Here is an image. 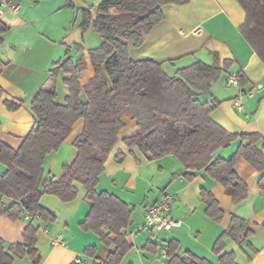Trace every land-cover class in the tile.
<instances>
[{
  "label": "crops",
  "instance_id": "crops-1",
  "mask_svg": "<svg viewBox=\"0 0 264 264\" xmlns=\"http://www.w3.org/2000/svg\"><path fill=\"white\" fill-rule=\"evenodd\" d=\"M100 1L0 0V19L9 27L0 42V142L12 149L20 146L34 124L29 110L31 99L44 85H53L55 103H65L68 88L64 79L68 74L59 69L52 77L51 70L56 62L66 56L74 61L82 56L86 68L81 84L94 75L88 50L97 47L101 38L91 28L82 32L79 22L81 11L93 8ZM10 5H19V8L12 11ZM162 11L164 18L147 32L139 45L128 43L130 58L163 63V68L171 75L177 68L198 60L212 62L213 53L220 60H230L229 71L213 81L210 93L200 95V99L218 101L210 117L229 132L261 134L257 146L264 156V64L238 30L245 16L241 6L236 0H189L184 4H166ZM239 70L246 84H229V77ZM240 93L244 97L241 109L237 110L233 101ZM4 100L21 104L10 110ZM124 121L96 185L97 191L114 194L131 209L126 229L131 249L120 264H166L165 247L169 239L178 241L176 253L180 256L191 253L213 264H264V190L258 187V172L243 158L236 160L234 170L247 184L248 195L243 201L233 203L224 188L204 170L186 179L182 163L171 154L153 159L137 147H126L122 139L133 135L136 125L132 119ZM82 126L80 119L62 146L45 158L43 180L58 179L62 166L72 162L76 154L72 141ZM237 145L238 140H235L219 149L213 159L230 157ZM118 151L122 152L120 159L115 157ZM4 170L0 163V173ZM201 188L217 200L223 211L220 220L205 215ZM163 191L172 193L170 214L181 224L169 230H155L157 234L150 228L151 231L146 230L142 220L145 208ZM40 204L55 215L54 221L44 222L37 216L27 215L10 220L0 215V238L5 248L21 241L23 228L32 219L38 227L36 248L41 257L38 264H72L77 259L81 264L85 259L92 261L93 258L84 254L85 248L95 246L100 251L102 244L96 234L80 227L89 209L83 188L78 185L77 197L68 202L43 194ZM137 212L138 220L134 217ZM232 215L245 219L244 232L250 230L252 234L240 244L230 238L224 239L221 251L216 253L212 246ZM59 236L61 241L54 242ZM229 252L234 254V263L221 262L220 256ZM13 264L32 263L28 257L13 255Z\"/></svg>",
  "mask_w": 264,
  "mask_h": 264
},
{
  "label": "trees",
  "instance_id": "trees-1",
  "mask_svg": "<svg viewBox=\"0 0 264 264\" xmlns=\"http://www.w3.org/2000/svg\"><path fill=\"white\" fill-rule=\"evenodd\" d=\"M188 1L102 0L81 11V31L91 28L101 38L97 47L88 50L94 75L81 84L86 68L82 56L75 61L66 56L56 62L52 77L59 69L68 74L64 79L68 88L65 103H55L53 85H44L31 99L29 110L34 124L20 146L12 149L0 142V163L5 168L0 173V215L16 220L27 214L44 222L54 221L55 215L40 204L42 195L51 194L68 202L77 197L80 185L89 206L80 227L96 234L102 244L100 251L87 246L84 254L93 258L90 264H120L131 249L126 239L131 209L114 194L97 191L96 185L126 118L135 121L136 132L124 137L123 144L137 147L153 159L171 154L182 163L186 179L204 170L224 188L233 203H239L248 195V187L235 172L234 164L243 158L258 172L257 184L264 190V156L257 146L261 134L229 132L210 117L218 101L200 99V95L210 93L213 81L229 71L230 60H220L213 53L212 62L198 60L177 68L171 75L163 63L133 60L129 56L128 43L137 46L142 42L147 32L164 18V5ZM236 1L245 15L238 30L264 64V0ZM8 28L0 19V42ZM235 76L238 86L246 84L240 70ZM4 104L12 110L21 102L4 100ZM80 119L82 130L72 141L74 159L62 166L58 179L43 180L45 158L62 146ZM235 140L238 145L230 157L213 159L219 149ZM121 155L118 151L116 159ZM200 194L205 215L220 220L223 211L217 200L204 188ZM245 227V219L232 215L228 226L216 238L213 251L219 253L226 238L237 244L247 240L252 232H244ZM37 230L30 219L20 242L11 243L6 249L0 238V264H13V255L28 257L32 264H38L41 257L36 248ZM177 248L176 239L166 241V264H213L191 253L180 256ZM220 261L234 263V254L224 253Z\"/></svg>",
  "mask_w": 264,
  "mask_h": 264
},
{
  "label": "built area",
  "instance_id": "built-area-1",
  "mask_svg": "<svg viewBox=\"0 0 264 264\" xmlns=\"http://www.w3.org/2000/svg\"><path fill=\"white\" fill-rule=\"evenodd\" d=\"M9 8L12 11H17L19 5H10ZM229 84L237 85V79L235 73L229 77ZM244 94L240 93L233 104L237 110H240L242 107V99ZM172 200L173 195L170 192L163 191L161 192L160 197L151 205H148L144 211L145 222L143 227L150 228L151 230H169L172 227L179 226L181 221L177 218L171 216L170 212L172 210ZM27 215V214H26ZM31 217L30 215H27ZM61 241L60 236L54 240V242ZM77 264H81L82 261L80 259L76 260Z\"/></svg>",
  "mask_w": 264,
  "mask_h": 264
},
{
  "label": "rangeland",
  "instance_id": "rangeland-1",
  "mask_svg": "<svg viewBox=\"0 0 264 264\" xmlns=\"http://www.w3.org/2000/svg\"><path fill=\"white\" fill-rule=\"evenodd\" d=\"M135 218H137V220L139 219V213L137 212L136 213V216H134ZM142 219V218H141ZM143 223H142V226L144 225V222H145V218H143ZM146 229V228H145ZM146 230H148V231H151V230H149V228L148 229H146ZM151 232H153V233H157V231H155V230H153V231H151ZM158 234V233H157ZM90 262H91V260H89V259H85V263L84 264H90Z\"/></svg>",
  "mask_w": 264,
  "mask_h": 264
}]
</instances>
